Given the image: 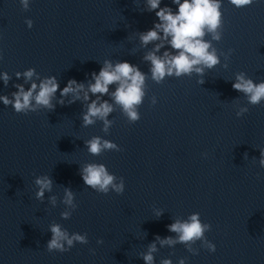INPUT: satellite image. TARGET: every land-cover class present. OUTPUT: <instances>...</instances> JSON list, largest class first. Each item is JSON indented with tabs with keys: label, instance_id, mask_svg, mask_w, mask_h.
<instances>
[{
	"label": "water",
	"instance_id": "1",
	"mask_svg": "<svg viewBox=\"0 0 264 264\" xmlns=\"http://www.w3.org/2000/svg\"><path fill=\"white\" fill-rule=\"evenodd\" d=\"M142 3L31 0L24 10L19 0H0V71L12 76L7 87L0 82V94L15 91L13 83L23 82L15 72L28 67L41 76L56 75L61 87L69 78L84 80L85 73L98 71L105 58L126 59L147 72L136 31L151 27L156 17L141 11ZM222 13V39L213 44L218 52L232 49L228 67L221 56L202 84L196 74L161 83L149 75L140 119L129 123L117 107L107 134L102 122L82 125L80 102L27 114L0 103V264H144L138 254L155 235H174L166 225L191 212L211 224L205 235L215 252L199 241L192 245L199 248L195 255L182 243L158 246L155 264L164 257L173 264L180 257L187 264H264V168L258 164L264 102L248 104L231 86L239 71L264 80V0L241 8L223 0ZM241 105L248 111L237 117ZM93 135L113 140L121 150L88 153L83 140ZM92 161L124 178L122 194L84 185L79 164ZM44 173L54 180L55 207L34 196V177ZM63 186L76 193L77 207L68 219L60 216ZM154 208L164 210L158 219ZM51 222L86 232L88 243L49 252Z\"/></svg>",
	"mask_w": 264,
	"mask_h": 264
},
{
	"label": "clouds",
	"instance_id": "2",
	"mask_svg": "<svg viewBox=\"0 0 264 264\" xmlns=\"http://www.w3.org/2000/svg\"><path fill=\"white\" fill-rule=\"evenodd\" d=\"M139 6V0H134ZM237 7H245L254 3V0H229ZM22 9L30 7L31 0H19ZM141 11L154 12L156 19L152 26L146 30L136 31L139 46L145 49L141 59L148 64V71L126 59L105 58L100 64L98 71L92 70L85 73L84 80L69 78L61 87L60 80L56 75L41 76L33 67L16 71L15 78L23 82L13 83L10 94H0V103L11 106L17 113L27 114L41 109L54 110L57 105H71L76 102L81 104V123L83 126L102 122L101 130L108 133L114 123L110 115L119 107L120 112L129 123L140 119L139 106L143 103L147 94V79L161 83L167 77L192 76L196 74L197 83H204L207 70L221 64V56L224 57L223 67H228V59L232 52H218L213 41L222 39L223 28V0H143ZM174 6V7H173ZM26 25L31 28V18L25 19ZM210 38H206L209 37ZM12 76L7 71H0V82L8 86ZM232 88L240 92L246 98L248 104L257 105L264 102V80L254 81L244 71L234 74ZM151 103H157V97H151ZM248 111L247 105H241L235 111L237 117ZM88 153L98 156L108 150L120 151V146L113 140L100 135H93L83 140ZM260 149L258 164L264 168V147ZM207 156V153H202ZM244 158H248L247 152ZM79 175L85 186L90 189L108 194L115 192L122 194L125 190L124 178L117 177L109 171L103 162H84L79 164ZM35 185L34 196L43 202L46 198L48 203L55 207L58 197L53 192L54 180L51 175L44 173L36 175L33 181ZM45 193L49 195L46 197ZM76 193L71 187L63 186V195L59 197V203L65 207L60 212L62 219H68L76 209ZM155 218L164 213L162 208L153 209ZM211 224L201 219L199 212H191L186 217L172 218V222L166 225L170 233L161 237L159 234L147 244L146 249L138 254L144 264H155L154 254L159 247L165 245L174 247L182 243L186 249L198 254L199 248L192 245L197 241L209 252H215L216 245L205 235L211 230ZM51 233L46 242L49 252H67L76 244H87L86 232H69L59 222H51L48 225ZM147 234L146 232H144ZM103 239H97V244H102ZM159 246V247H158ZM95 252V249H90ZM159 264H173L170 257L161 258ZM176 264H187V258L180 257Z\"/></svg>",
	"mask_w": 264,
	"mask_h": 264
}]
</instances>
